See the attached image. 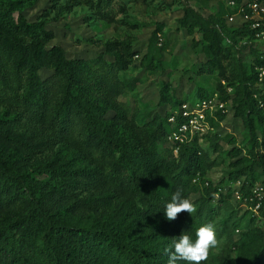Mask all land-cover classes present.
Listing matches in <instances>:
<instances>
[{
  "label": "trees",
  "instance_id": "16d2710c",
  "mask_svg": "<svg viewBox=\"0 0 264 264\" xmlns=\"http://www.w3.org/2000/svg\"><path fill=\"white\" fill-rule=\"evenodd\" d=\"M5 1L9 6L18 1L20 6L13 9L5 6ZM233 1L235 12L243 0ZM28 3L0 0V69L12 80L6 81L5 88L0 87V100L7 105L0 113V132L11 127L16 131L13 124L19 122L18 116L28 121L20 133L0 137V264H167L166 249L171 241L182 234L195 241L196 229L207 223L215 226L222 207L231 209L220 224L223 230L228 229L232 248L221 254L210 251L203 264H264V195L259 201L254 192L261 183L264 194V93L257 87L264 52L255 50V30L247 25L229 29L232 42L226 46L219 25L225 27L227 19H206L191 6H186L180 19L190 34L196 27L201 32L198 43L207 57L205 71H218L224 76L223 61L231 56L239 40L246 39L254 50L252 63L239 65L242 85L235 97L236 115L244 119L251 148L245 152L234 136H227L232 144L227 152L231 167L228 179L239 181L238 199L240 204H248L239 215L229 202L234 192H223L222 184L207 178L212 164L198 141L201 137L211 139V131L183 144L173 158L162 153L159 141L171 131L168 118L183 102L170 94L168 84L161 90L159 104L170 105L171 111L153 122L150 141L133 135L116 95L112 90L104 94V72L83 74L67 58L63 47L48 50L43 20L30 22L23 15ZM19 27L34 35L31 42H22ZM106 49L121 69L139 55V51L130 52L117 44ZM154 55L149 51L144 54L139 67L156 71L159 66L154 63ZM50 66L62 86L55 104L48 97L49 84L39 77V70ZM218 89L227 100L224 87L220 84ZM215 93L203 88L197 91L200 99ZM216 115L218 121L209 118L212 127L226 118L225 112ZM79 119L86 146L48 156L37 165L28 156L19 158L24 140L30 145L33 142L37 152L52 149L69 136ZM10 139L17 151L7 143ZM98 150L113 160V172H105L98 163ZM36 174L48 178L40 179ZM177 189L194 203L196 211L182 212L169 221L165 208ZM87 211H92L95 218L78 216ZM236 231L240 234L234 239Z\"/></svg>",
  "mask_w": 264,
  "mask_h": 264
},
{
  "label": "rangeland",
  "instance_id": "374dc122",
  "mask_svg": "<svg viewBox=\"0 0 264 264\" xmlns=\"http://www.w3.org/2000/svg\"><path fill=\"white\" fill-rule=\"evenodd\" d=\"M232 0H29V5L23 10L24 17L30 22L43 20V34L48 38L46 48L52 49L63 47L68 59L73 60L77 69L83 74L92 72H104V94L112 90L116 95L117 102L123 107L129 129L135 136H141L145 140H151L150 128L158 118H163L171 111L170 105H160L161 90L168 84L170 94L181 99L182 104L195 106L198 100L199 88L207 92L217 91L218 98L225 104L226 118L211 128V139L199 138V145L207 154L212 164L207 178L216 184H222L223 192L231 189L234 193L230 197V205L235 208L239 215L244 214L248 204H240L236 192L239 190V181L228 179L227 172L231 170L230 158L227 154L232 144L227 142V136H234L237 145L246 152L251 148V136L244 119L236 115L235 97L242 83L238 79L239 65H250L253 61L254 50L249 46L246 39L239 40L231 56L223 61L224 76L218 71L209 72L203 70V64L207 57L202 50L201 32L198 27L193 34L187 28L181 26L180 19L184 16L186 6H191L200 12L206 19L223 17L226 20L225 27L219 25L224 36V44L230 46L232 42L229 29L242 27L239 17L230 21L229 16L237 13L232 11L235 6ZM5 6L17 9L18 1L10 4L3 2ZM18 36L22 42L29 43L34 35L25 28L19 27ZM247 43V44H246ZM112 44L124 46L132 51H139V55L132 58V64L126 69H121L115 63L114 57L107 54V47ZM246 46L243 48V45ZM256 51L263 52L264 46L255 38L253 41ZM153 52L154 63L158 69L147 70L139 67L144 54ZM255 51V52H256ZM102 54L105 56L103 57ZM15 57V53H12ZM130 56V55H129ZM126 55V57L129 58ZM12 60H9L10 67ZM39 77L49 84V100L55 104L61 95V80L56 75L53 66L44 67L39 70ZM12 82L10 75L4 74L0 69V87L5 88L6 81ZM220 84L226 90L224 93L227 100H223L218 87ZM258 89L264 93V84L259 81ZM228 94V95H227ZM214 95V94H213ZM6 103L0 100V113L7 109ZM8 131L0 132V137H9L18 134L22 126L28 125L27 119L20 118ZM218 121V117L214 118ZM19 124V125H16ZM216 134V136H215ZM85 131L81 119L76 120L69 136L59 141L52 149L37 152L29 140H24L19 158L28 156L32 158L33 164H40L48 156L56 153L62 154L66 151L81 149L86 146ZM10 147L17 146L12 139L7 140ZM163 154L169 158L175 156L172 151L173 145L165 138L159 141ZM216 148L217 150H214ZM98 163L104 167L105 172H113V160L98 152L95 155ZM40 179H47L46 174H36ZM223 183H220L222 180ZM199 185V182L194 181ZM261 186V183H258ZM214 203L217 205V196ZM215 220V228L219 246L212 249L213 254L225 253L232 248L230 236L227 230H223L220 221L231 212L229 207H222ZM83 218L94 219V213H78ZM228 226L231 220L228 222ZM264 229V226H263ZM222 231L223 233H221ZM240 231L233 234L238 238Z\"/></svg>",
  "mask_w": 264,
  "mask_h": 264
},
{
  "label": "built area",
  "instance_id": "2783aa9c",
  "mask_svg": "<svg viewBox=\"0 0 264 264\" xmlns=\"http://www.w3.org/2000/svg\"><path fill=\"white\" fill-rule=\"evenodd\" d=\"M231 4L236 6L232 0ZM239 17L242 26H249L255 30V38L264 46V1L263 0H243L237 7V13L229 16L230 21H235ZM264 52V48H263ZM259 81L264 84V68H259ZM218 93L212 96L199 99L195 106L182 104L168 118L171 131L167 138L172 143L175 153L183 144L194 140L196 136H201L211 130L212 125L209 118H215L217 112H226L225 104L218 98ZM264 108V102L261 104ZM261 186H256L254 192L260 201L263 197ZM240 198L239 191L236 192ZM258 203L254 210L259 207Z\"/></svg>",
  "mask_w": 264,
  "mask_h": 264
},
{
  "label": "clouds",
  "instance_id": "9594fccd",
  "mask_svg": "<svg viewBox=\"0 0 264 264\" xmlns=\"http://www.w3.org/2000/svg\"><path fill=\"white\" fill-rule=\"evenodd\" d=\"M196 207L192 201L182 195V190L177 189L166 204L165 215L171 221L175 220L182 212L192 214ZM195 241L188 234H182L179 239H173L166 252L169 254L167 264H177L185 261L187 264H203L207 261L212 249L219 246L216 228L213 223L201 225L196 229Z\"/></svg>",
  "mask_w": 264,
  "mask_h": 264
}]
</instances>
